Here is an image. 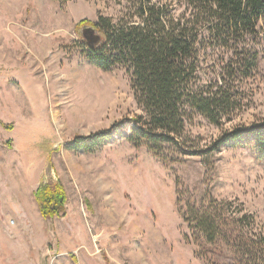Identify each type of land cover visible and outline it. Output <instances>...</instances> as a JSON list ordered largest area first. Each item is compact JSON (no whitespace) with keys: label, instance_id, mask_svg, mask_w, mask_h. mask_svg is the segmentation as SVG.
Masks as SVG:
<instances>
[{"label":"rangeland","instance_id":"374dc122","mask_svg":"<svg viewBox=\"0 0 264 264\" xmlns=\"http://www.w3.org/2000/svg\"><path fill=\"white\" fill-rule=\"evenodd\" d=\"M155 1L177 16L191 11L182 0ZM130 4L0 0V264H221L210 246L184 237L182 212L207 195L254 216L264 233V149L253 137L225 139L264 124V23L238 43L257 52L258 65L235 74L237 105L220 124L197 115L187 124L194 153L166 146L173 160L164 163L127 138L133 117L145 114L127 69L92 64L76 27L100 13L118 18ZM201 37L213 58L210 35ZM211 58L202 63L207 72L219 69ZM117 123L122 132L97 151L67 148ZM47 182L64 185L69 213L42 216L34 193Z\"/></svg>","mask_w":264,"mask_h":264},{"label":"trees","instance_id":"16d2710c","mask_svg":"<svg viewBox=\"0 0 264 264\" xmlns=\"http://www.w3.org/2000/svg\"><path fill=\"white\" fill-rule=\"evenodd\" d=\"M128 1L130 6L118 18L100 13L97 21L84 18L76 27L93 26L101 35L95 45L82 36L84 53L92 64L105 71L123 66L130 74L145 114L133 117L136 124L127 138L167 163L173 158L165 154L166 146L194 153L187 150L195 140L187 124L197 115L220 124L223 115L237 105L241 89L234 85L235 74L247 76L258 65L257 52L250 53L239 44L258 34L259 24L264 23V0H182L191 11L181 16L155 0ZM201 31L214 43L213 58ZM216 57L213 65L219 69L207 72L202 63ZM122 130L117 123L110 129L79 135L67 148L95 152ZM244 137H253L264 149V124L234 131L225 139ZM34 197L44 218L66 213L68 193L61 182L41 184ZM237 209L231 201L212 195L198 204L189 203L182 212L189 228L184 237L210 246L215 259L217 254L226 259L221 264H264V233L255 231L254 216Z\"/></svg>","mask_w":264,"mask_h":264},{"label":"water","instance_id":"95a60500","mask_svg":"<svg viewBox=\"0 0 264 264\" xmlns=\"http://www.w3.org/2000/svg\"><path fill=\"white\" fill-rule=\"evenodd\" d=\"M81 34L83 38L89 44H98L101 41V35L97 32V30L93 26L85 25L81 28Z\"/></svg>","mask_w":264,"mask_h":264},{"label":"crops","instance_id":"0c3cea01","mask_svg":"<svg viewBox=\"0 0 264 264\" xmlns=\"http://www.w3.org/2000/svg\"><path fill=\"white\" fill-rule=\"evenodd\" d=\"M9 49L11 50V53H12V52H14V53H18V51H17L18 48H17L16 46H12V45H11V46L9 47ZM20 83H21V82H20ZM9 84H10V83H9ZM2 122H3V121H2ZM4 123H5V122H4ZM75 206L77 207V205H74L73 207H75ZM66 208H67V209H66V212L69 213V203H68V202H67ZM40 213H41V212H40ZM79 233H80V230H79V229H76V230L73 229V230H72V233H70V234L75 235L76 238H77V235H78ZM18 251H19V253L21 254L22 250H18ZM14 262H15V259L12 260V263H14ZM24 264H26V263H24Z\"/></svg>","mask_w":264,"mask_h":264}]
</instances>
